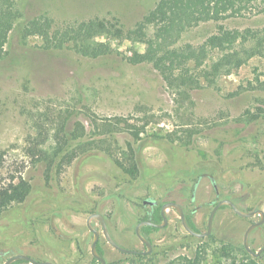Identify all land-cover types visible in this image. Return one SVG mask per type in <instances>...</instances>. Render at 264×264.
Listing matches in <instances>:
<instances>
[{
    "label": "rangeland",
    "instance_id": "rangeland-1",
    "mask_svg": "<svg viewBox=\"0 0 264 264\" xmlns=\"http://www.w3.org/2000/svg\"><path fill=\"white\" fill-rule=\"evenodd\" d=\"M156 2L19 1L21 17L0 58V186L23 178L30 192L0 215V264L15 255L52 264H92L93 235L86 227L91 213L103 216L119 246L145 251L134 233L148 209L142 206L145 200L180 204L199 232L206 231L215 201L225 197L242 211L264 213V88L258 87L264 82V56L221 77L215 87L193 90L182 99L150 64L131 63L135 52H149L150 28L141 41L116 40L102 30L91 41L115 52L98 58L76 54L67 42L62 49L47 48L41 36L24 34L27 23L39 17L54 21L53 26L98 18L125 36ZM220 24L261 30L264 13ZM216 25L200 23L183 32L178 44L199 45L216 32ZM247 112L254 116L250 121ZM118 119L145 124V131L133 140L119 129ZM114 126L113 132L106 131ZM186 131L193 135L183 146L179 138ZM71 133L84 143L83 153L69 163L40 160L41 153L47 158ZM77 141L71 140L69 148ZM104 147L110 156L103 154ZM127 148L137 152L135 176L111 160ZM203 173L214 178L218 198L208 178L200 177L193 193ZM165 215L164 228L148 233L152 249L142 258L113 248L98 221L91 220L105 264H186L184 258L196 254L203 264H264V252L254 258L242 249L244 231L260 214L243 218L220 208L210 235L198 239L183 229L175 210L168 208ZM248 244L254 252L264 246V221L250 233Z\"/></svg>",
    "mask_w": 264,
    "mask_h": 264
},
{
    "label": "trees",
    "instance_id": "trees-1",
    "mask_svg": "<svg viewBox=\"0 0 264 264\" xmlns=\"http://www.w3.org/2000/svg\"><path fill=\"white\" fill-rule=\"evenodd\" d=\"M19 1L0 0V58L4 55L11 30L21 17ZM257 13H264V0H157L153 9L149 10L125 36L114 24L98 18L53 26L54 21L39 17L27 23L24 34L27 37L41 36L47 48L62 49L67 42L73 44L71 49L76 54L98 58L115 52L108 44L91 41L98 37L102 30L106 36L116 40L141 41L142 37H147L146 30L150 28L151 34L146 40L150 45L149 52H135L131 63L150 64L173 94L186 99L191 91L215 87L221 77L229 76L252 58L264 56V28L261 30L247 28L239 31L227 29L220 24L228 18L245 17L247 14ZM206 22H214L217 25L216 32L204 42L199 45L178 44L183 32ZM258 87L264 88V82H259ZM245 117L247 121H250L254 116L247 112ZM118 123L123 124L119 129L127 132L134 140L139 139L146 127L145 124H130L126 120L120 122L118 119ZM115 127L117 126L106 128V131L111 133L116 129ZM192 135L193 132L186 131L184 137L179 138L180 144L189 145ZM62 138L63 141L61 140L55 146L47 158L41 153L40 160H45L48 165L55 162L69 163L75 155L83 153L86 148L84 143L77 141L78 137L76 138L72 133ZM71 140L77 142L69 148ZM102 150H106V147ZM129 150L132 154L130 157L123 154L124 158L132 161L128 170L118 161L117 164L133 174L135 163L132 149ZM29 192L30 185L23 178L10 182L6 186H0V215L13 204L23 203ZM185 217L189 227L198 233L187 213ZM142 220H148V215L146 214ZM150 221L161 222L158 209L151 215ZM156 230L158 229L146 226L142 227L140 232L152 244L148 233ZM96 247L98 254L103 257V251L98 242ZM242 249L245 250L243 246ZM221 250L225 248L222 247ZM133 255L142 258L141 253ZM184 259L186 264H203L199 254L193 258L185 257ZM96 263V260L92 259V264ZM249 264H255V262L252 261Z\"/></svg>",
    "mask_w": 264,
    "mask_h": 264
},
{
    "label": "water",
    "instance_id": "water-1",
    "mask_svg": "<svg viewBox=\"0 0 264 264\" xmlns=\"http://www.w3.org/2000/svg\"><path fill=\"white\" fill-rule=\"evenodd\" d=\"M199 181H197L194 185L193 188V193L195 191V188L197 187ZM215 188V187H214ZM193 193H192V197H193ZM221 206H228L232 209V211L243 218H250L254 215L260 214V219L257 222H254L252 224H250L246 230L243 233V238H242V245L245 248V250L251 254L253 257H258L263 251H264V246H262L261 248H259L256 252H253L250 248H249V244H248V239H249V235L250 233L255 229V228H259L264 221V213L261 210H254V211H250V212H246V211H242L239 208H237V206L228 199H223L220 201H217V204L212 208L208 220H207V229L205 232H196L194 230H192L185 218L183 209L181 208V206L177 203L174 202H166L161 206V216H162V223L160 224H154L150 221H141L139 223L136 224L135 228H134V233L136 235V237L138 238V240L144 245V247L146 248L145 251L139 252V251H135V250H129V249H125L121 246H119L117 243L114 242V240L111 238L107 226L105 224V220L103 218V216L99 213H91L87 219H86V227L88 228V230L92 233L93 238H92V242L90 245V254L92 256L93 259L96 260V262L98 264H105V260L102 256H100L96 250V245L99 239V232L98 230L94 229L91 227L90 222L91 220H97L98 223L101 226V230H102V234L104 236V238L106 239V241L108 242L109 245H111L113 248H115L116 250L123 252V253H128V254H134V253H141L142 255H147L151 253V243L141 234L140 229L143 226H151V227H155V228H163L164 225L167 223V218L165 215V210L168 208H171L173 210H175V212L178 214L179 218H180V222L181 225L183 227V229L189 234L192 235L194 237L198 238H202V237H207L210 235L211 233V228H212V221H213V217L215 212L217 211V209ZM16 260H25L31 264H52L50 262H38L35 261L31 258H29L28 256L25 255H15V256H11L9 257L4 264H10L11 262H14Z\"/></svg>",
    "mask_w": 264,
    "mask_h": 264
},
{
    "label": "flooded vegetation",
    "instance_id": "flooded-vegetation-1",
    "mask_svg": "<svg viewBox=\"0 0 264 264\" xmlns=\"http://www.w3.org/2000/svg\"><path fill=\"white\" fill-rule=\"evenodd\" d=\"M141 135V134H140ZM134 140V139H133ZM184 146V145H183ZM186 146H188V145H186ZM132 149V152H133V157H134V163H135V170H134V173L133 174H130L128 171H126V170H124V168L123 167H125L127 170H128V168L130 167V163L132 162V161H130L128 158H124V156H123V154H126V155H128L129 157L132 155L131 154V152H130V150H129V148H127L126 150H124L123 152H121L120 154H118V156L117 157H115V158H112L111 160H112V163L116 166V167H118L123 173H125V174H127V175H129V176H135L136 174H137V172L139 171V169H138V160H137V155H136V150L134 149V148H131ZM103 151V154L105 155V156H110L111 154H110V151H108V150H102ZM117 161L120 163V164H122L123 165V167H121V166H119L118 164H117ZM200 177H202V178H208L209 180H210V182L212 183V186H213V190L215 191V194H216V198H218V191H217V186H216V184L214 183V178L212 177V175H210V174H201L197 179H196V181H195V183L197 182V181H199V179H200ZM215 187V188H214ZM223 199H228V200H230L228 197H225V198H223ZM223 199H220V200H223ZM220 200H217V201H220ZM217 201H215L216 203L212 206V208L217 204ZM232 201V200H231ZM170 202H172V201H170ZM233 202V201H232ZM164 203H166V202H164ZM164 203H162V204H160V203H158V202H156V201H153V200H145V201H143L142 202V206H148V209H147V211L145 212V215L147 214L148 215V221H150V219H151V215L158 209V213H159V215H160V217H161V222L160 223H162V216H161V206L164 204ZM174 203H176V202H174ZM234 203V202H233ZM178 204V203H177ZM235 204V203H234ZM180 205V204H179ZM181 206V205H180ZM181 208H182V206H181ZM220 208H230V207H228V206H221V207H219L217 210H219ZM238 208V207H237ZM183 209V208H182ZM231 209V208H230ZM212 210V209H211ZM211 210H210V212H211ZM232 210V209H231ZM183 212H184V215H185V211L183 210ZM233 212V211H232ZM250 212V211H249ZM216 213V212H215ZM234 213V212H233ZM210 214V213H209ZM235 214V213H234ZM144 215V216H145ZM215 215V214H214ZM143 216V217H144ZM238 216V215H237ZM142 217V218H143ZM208 217H209V215H208ZM186 218V217H185ZM213 219H214V217H213ZM105 220V219H104ZM208 220V219H207ZM141 221H147V220H140V221H138L137 223H139V222H141ZM168 221V220H167ZM151 222V221H150ZM136 223V224H137ZM153 223V222H152ZM160 223H154V224H160ZM105 224H106V222H105ZM167 224V223H166ZM165 224V225H166ZM212 224H213V221H212ZM164 225V226H165ZM136 226V225H135ZM143 227H146V226H143ZM149 227H151V226H149ZM261 227V226H260ZM259 227V228H260ZM135 228V227H134ZM142 228V227H141ZM152 228H155V227H152ZM164 228V227H163ZM156 229H162V228H156ZM206 229H207V224H206ZM212 229V228H211ZM255 229H257V228H255ZM144 246V245H143ZM151 246H152V244H151ZM243 246V245H242ZM145 248V247H144ZM261 248V247H260ZM145 250H146V248H145ZM254 252V251H253ZM264 252V251H263ZM262 252V253H263ZM123 253V252H122ZM261 253V254H262ZM128 254V253H127ZM261 254L258 256V257H260L261 256ZM26 256V255H25ZM258 257H254V258H258ZM25 261V260H24ZM36 261V260H35ZM38 262H40V261H38Z\"/></svg>",
    "mask_w": 264,
    "mask_h": 264
}]
</instances>
